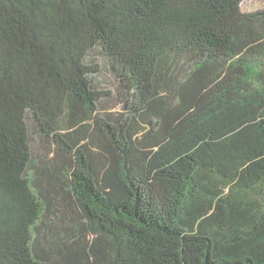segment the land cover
<instances>
[{
  "label": "trees",
  "instance_id": "1",
  "mask_svg": "<svg viewBox=\"0 0 264 264\" xmlns=\"http://www.w3.org/2000/svg\"><path fill=\"white\" fill-rule=\"evenodd\" d=\"M242 1L0 0V264H264V9Z\"/></svg>",
  "mask_w": 264,
  "mask_h": 264
},
{
  "label": "rangeland",
  "instance_id": "2",
  "mask_svg": "<svg viewBox=\"0 0 264 264\" xmlns=\"http://www.w3.org/2000/svg\"><path fill=\"white\" fill-rule=\"evenodd\" d=\"M240 9L243 13H252L256 11H261L264 9V0H243L240 5ZM86 62H91L99 66V72L92 75L94 86L99 89L108 88L109 91H114L116 89V82L109 75L106 69V62L103 56L100 54L99 49H94L87 58ZM182 72V71H179ZM183 76V75H182ZM33 154L39 156L41 152V146L38 143L37 137L33 139Z\"/></svg>",
  "mask_w": 264,
  "mask_h": 264
}]
</instances>
